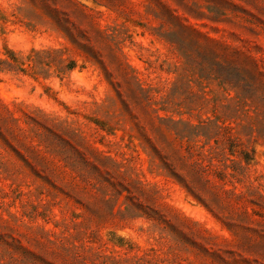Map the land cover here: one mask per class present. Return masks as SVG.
<instances>
[{
	"label": "rangeland",
	"instance_id": "374dc122",
	"mask_svg": "<svg viewBox=\"0 0 264 264\" xmlns=\"http://www.w3.org/2000/svg\"><path fill=\"white\" fill-rule=\"evenodd\" d=\"M48 48L0 71V264H264V128L208 72L264 76V0H0V57Z\"/></svg>",
	"mask_w": 264,
	"mask_h": 264
},
{
	"label": "trees",
	"instance_id": "16d2710c",
	"mask_svg": "<svg viewBox=\"0 0 264 264\" xmlns=\"http://www.w3.org/2000/svg\"><path fill=\"white\" fill-rule=\"evenodd\" d=\"M178 32L177 30L173 32L174 37L170 41L183 48L184 39L180 37ZM104 33L110 34L108 32ZM72 41L77 42L73 39ZM6 54V57H0L1 72L25 71V61L37 66L39 59L43 56L57 58L62 71L72 70L75 67V61L65 57L62 51L56 48L32 50L26 58L12 50H7ZM186 55L188 57L191 56L188 53ZM208 72L224 86L228 101L223 106L235 113L239 119L240 126L244 129L251 128L252 130L264 128V76L262 72L257 68L251 67V65L233 61H217V63L211 65ZM171 122L178 125L182 124L186 127L189 125L176 120H171ZM222 149L223 147L221 151Z\"/></svg>",
	"mask_w": 264,
	"mask_h": 264
}]
</instances>
